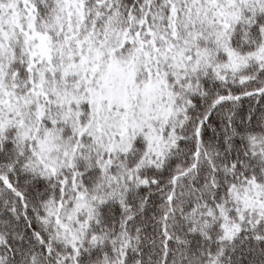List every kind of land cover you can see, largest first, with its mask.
Here are the masks:
<instances>
[{
  "label": "snow or ice",
  "instance_id": "obj_1",
  "mask_svg": "<svg viewBox=\"0 0 264 264\" xmlns=\"http://www.w3.org/2000/svg\"><path fill=\"white\" fill-rule=\"evenodd\" d=\"M0 264H264V0H0Z\"/></svg>",
  "mask_w": 264,
  "mask_h": 264
}]
</instances>
